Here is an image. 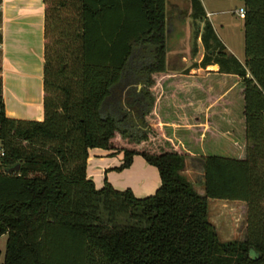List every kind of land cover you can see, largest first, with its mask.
<instances>
[{"label": "trees", "instance_id": "obj_1", "mask_svg": "<svg viewBox=\"0 0 264 264\" xmlns=\"http://www.w3.org/2000/svg\"><path fill=\"white\" fill-rule=\"evenodd\" d=\"M187 1L204 50L195 68L218 66L197 79L202 98L224 93L233 105L222 121L226 148L198 157L163 131L153 91L182 11L167 10L168 0H43V121L7 118L0 80V264H264V0H235L243 62L217 37L202 0ZM179 98L180 108L165 102L167 112H192ZM175 134L188 139L184 127ZM93 149L121 154L117 172L142 158L159 188L145 198L106 181L96 189L86 176ZM236 150L241 157L218 155ZM188 163L201 166L203 195L183 174ZM208 200L246 204L241 240H219Z\"/></svg>", "mask_w": 264, "mask_h": 264}, {"label": "crops", "instance_id": "obj_2", "mask_svg": "<svg viewBox=\"0 0 264 264\" xmlns=\"http://www.w3.org/2000/svg\"><path fill=\"white\" fill-rule=\"evenodd\" d=\"M0 1V34L2 37L0 44V80L5 116L21 121L42 122L44 97L43 0ZM203 8L207 19L214 28L215 22H212L210 18L215 17V13L218 12H208L204 5ZM214 66L216 70L212 69ZM167 70V73L158 76L163 81L159 82L160 84L153 89L158 95L156 113L158 114L160 104H163L162 108L165 110L162 115L158 114L163 131L168 132V137L173 139L192 157L223 151L226 146L223 143L222 121L228 119L227 115L229 117L230 113L228 114L227 111L233 105L224 101V93L214 99L207 98L203 100V95H206V87H203L197 81V79L206 78L208 73H217L218 66L212 65L204 70L200 67L195 68L189 71L188 76L179 75L183 72L182 70L177 71L168 68ZM200 71L202 73H199ZM185 78L192 79L188 83L189 85L186 87L178 86L179 80ZM181 92L186 94L187 108L192 112L188 114L177 111L167 112L165 102H170V99L178 102L180 108V105H182L181 98H179ZM171 113L172 115H170ZM178 127L186 129L188 139L182 140L176 136L175 132ZM235 154L238 155L239 152L237 151ZM239 155L242 156V154ZM117 156H120V158ZM121 163V154L100 149L89 150L86 176L93 182L94 186L96 181H100L103 187L104 182L107 181L118 191L121 190L116 188L115 183H123L125 188L131 189L137 198L151 196L159 188L160 180L156 169L149 166L142 158L134 157L132 165L128 169L120 172L115 171L114 169L118 168ZM137 166L141 170V177L138 176V179L133 182L135 186H126L128 185L129 171ZM95 188L100 189L96 186ZM196 192L203 195V192Z\"/></svg>", "mask_w": 264, "mask_h": 264}, {"label": "rangeland", "instance_id": "obj_3", "mask_svg": "<svg viewBox=\"0 0 264 264\" xmlns=\"http://www.w3.org/2000/svg\"><path fill=\"white\" fill-rule=\"evenodd\" d=\"M202 2L206 11L218 12L215 13V17L210 18L212 22H215V33L226 47L227 52L232 54L240 62H243V21L242 17L238 14V9L240 7V9H242L241 4L235 0H203ZM188 5L189 3L187 0H168L167 3V10H169L171 6H174L176 10L184 11L186 14V16L184 14L182 15L181 12V14L178 15L175 11L171 14L174 20L175 14L176 18H178V15L182 17V20H175L173 22V29L169 33L170 36L167 40L168 49L166 53L168 69H175L177 71L194 70L195 67L199 65L204 54L200 40L194 39V30L196 27L193 26L192 20L187 15ZM201 29L202 24L199 26V31H201ZM194 49L196 51L195 53ZM199 73H202V71ZM243 140L242 137V142ZM232 154L227 152L218 153L219 156L229 158H239L241 156L235 153ZM117 157L120 158V156ZM183 174L187 177L196 191L200 193L203 192L202 169L199 164L194 163L192 166L188 163ZM128 175V185L126 186H135L133 182L138 179V176L141 177V170L137 166L130 170ZM115 184L116 188L121 191L127 190V187L125 188L123 183H120V185L116 182ZM95 186L101 188L102 182L96 181ZM129 190L131 191V189ZM207 206L209 221L214 226L221 242L241 240L244 237L246 229V204L244 202L208 200ZM5 244L6 236L4 235L0 238V261L5 251Z\"/></svg>", "mask_w": 264, "mask_h": 264}, {"label": "water", "instance_id": "obj_4", "mask_svg": "<svg viewBox=\"0 0 264 264\" xmlns=\"http://www.w3.org/2000/svg\"><path fill=\"white\" fill-rule=\"evenodd\" d=\"M169 28H171V26L169 25ZM171 31L169 30V31H167V33L169 34ZM18 169H19V165H16L15 167H13V168H10L9 170H8V172L9 173H14V172H17L18 171Z\"/></svg>", "mask_w": 264, "mask_h": 264}, {"label": "built area", "instance_id": "obj_5", "mask_svg": "<svg viewBox=\"0 0 264 264\" xmlns=\"http://www.w3.org/2000/svg\"><path fill=\"white\" fill-rule=\"evenodd\" d=\"M238 14L240 15V17H244V10L243 9H239L238 10ZM3 157V151L0 149V159Z\"/></svg>", "mask_w": 264, "mask_h": 264}]
</instances>
